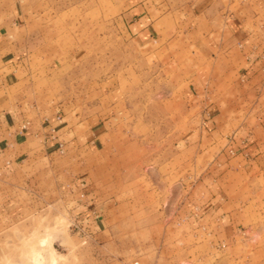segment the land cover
Wrapping results in <instances>:
<instances>
[{"label": "rangeland", "instance_id": "374dc122", "mask_svg": "<svg viewBox=\"0 0 264 264\" xmlns=\"http://www.w3.org/2000/svg\"><path fill=\"white\" fill-rule=\"evenodd\" d=\"M212 1H146L136 13L163 33L152 43L133 34L131 0H24L31 67L11 97L79 137L95 132L43 155L54 167L29 184L37 197L0 221V264H34L36 251L41 264H264V120L230 88L204 126L184 70L195 51L179 23ZM260 140L263 152L247 156ZM83 185L108 202L92 230L74 217Z\"/></svg>", "mask_w": 264, "mask_h": 264}, {"label": "crops", "instance_id": "0c3cea01", "mask_svg": "<svg viewBox=\"0 0 264 264\" xmlns=\"http://www.w3.org/2000/svg\"><path fill=\"white\" fill-rule=\"evenodd\" d=\"M131 1L132 19L136 17L133 34H147L152 43L162 38L163 33L157 34V38L154 35L158 20L150 13H136L149 0ZM23 9L24 0H0V221L21 217L27 210L26 199L37 197L36 194L29 196V184L32 185L33 178L41 176L43 170L54 167L44 165L41 160L52 150V145L55 147L62 142L67 147L78 146L95 132L84 126L86 131L79 137L66 121L60 123L56 116L51 120L43 119L34 109H27L11 97V83L17 82L21 75L28 73L27 67H31L23 59L28 41L23 27ZM179 24L182 33L179 36H185L186 45L195 51L192 53L194 65L184 70L190 72L189 87L196 90L197 97L206 104L204 126L213 127L222 117L218 104L228 100L221 98L226 95L221 90L230 88L239 89L238 99L245 104L257 105L256 115L264 120V0L212 1L197 10L190 22L180 21ZM173 35L174 32L167 41L174 39ZM262 130L264 132V124ZM262 139L264 142V133ZM70 141L74 143L69 144ZM260 142L246 144V155L261 154ZM82 188L81 197L86 201L75 212V220L84 228L92 230L95 225L99 228L108 202L97 203L89 185ZM15 201H20L24 207L12 208Z\"/></svg>", "mask_w": 264, "mask_h": 264}, {"label": "bare ground", "instance_id": "6f19581e", "mask_svg": "<svg viewBox=\"0 0 264 264\" xmlns=\"http://www.w3.org/2000/svg\"><path fill=\"white\" fill-rule=\"evenodd\" d=\"M44 241V240H43ZM47 241H48V239L46 240V244H47ZM50 242V241H49ZM43 243V242H42ZM45 243H44V246L46 245ZM50 244V243H49ZM35 246V245H34ZM43 246V245H42ZM49 246V245H48ZM47 246V247H48ZM33 248V247H32ZM34 250H37V249H34ZM39 251V250H38ZM36 253L37 254H35L34 256H33V263L34 264H41L42 263V260H43V258H42V256H40V254H38V252L36 251ZM43 255V254H42ZM45 257V256H44ZM29 263V262H28ZM45 263V262H44Z\"/></svg>", "mask_w": 264, "mask_h": 264}, {"label": "built area", "instance_id": "2783aa9c", "mask_svg": "<svg viewBox=\"0 0 264 264\" xmlns=\"http://www.w3.org/2000/svg\"><path fill=\"white\" fill-rule=\"evenodd\" d=\"M57 120H59V121H60V118H59V117H57ZM134 264H144V263H141V262L137 261V262H134Z\"/></svg>", "mask_w": 264, "mask_h": 264}]
</instances>
